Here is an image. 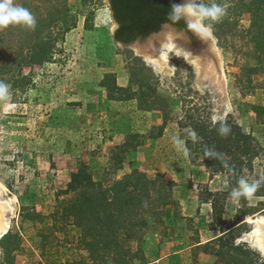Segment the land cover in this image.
Instances as JSON below:
<instances>
[{
	"label": "rangeland",
	"instance_id": "1",
	"mask_svg": "<svg viewBox=\"0 0 264 264\" xmlns=\"http://www.w3.org/2000/svg\"><path fill=\"white\" fill-rule=\"evenodd\" d=\"M215 2L227 8V15L222 21L212 24L211 36L224 58L232 108L225 120L238 122L264 148V124L253 110L254 104H264V71L247 70L263 63L260 45L247 35L251 15L249 12L240 14L235 0ZM14 3L27 8L35 18L50 19L54 16L58 19L50 27L56 38L50 62L22 67L14 63L9 73L0 72V81L10 86L8 98L0 99V203L9 206L4 213V221L9 226L0 238V264H115L111 256L107 257L106 263L92 260L82 240L81 227L67 211L69 204L78 199L76 192L67 191L71 173L77 171L82 162L89 165L96 180L109 184L119 179L117 171L133 151L122 154L117 145L113 149L106 147L100 150L101 141L91 145L92 141L103 140L100 136L106 137L104 132L100 136L97 134L102 131L99 118L108 112V107L99 104L98 97L102 93L108 98H121L133 90L138 97L141 93L153 94L155 91L164 95L169 102L167 124L172 123L178 130L179 139H182L180 142L190 159L183 163L184 155L181 156L179 150L184 148L174 145L178 151L174 150L171 158L179 165L173 169L184 171L186 176L192 170L190 165L204 164L201 155L187 149L186 140L195 135L188 117L219 121L215 120L218 100L210 85L202 88L198 85L197 72L183 56L168 53L176 69L174 75H165L148 64L144 55L137 54L133 47L119 45L113 36L118 24L107 0H14ZM234 18H238V23L232 25L229 19ZM74 20H77L76 25L63 33V28ZM50 28L46 32L49 33ZM28 29L24 27L15 31L21 34L18 31ZM7 32L0 29V36L3 34L9 40ZM15 39L14 48L21 49L23 44ZM8 44L12 45V42ZM2 62L0 59V66ZM124 79H127L125 86L130 89L123 92H109L101 85L105 82L115 89L116 84L120 85ZM142 102L145 104V101ZM186 122L188 124L183 126ZM108 123V120L104 122L105 126ZM144 127L143 123L137 125V129ZM158 132L157 126H152L147 132L131 133L146 134L144 142L157 136ZM85 142L86 145L83 144ZM153 152L149 149L143 153L146 159H151L149 162L145 159V168L149 169L133 167L132 170L138 168L152 178L160 173L156 170L164 167L163 156L167 154ZM66 154H71V158L68 159ZM83 154L85 158H82ZM94 158L102 169L96 176L92 169ZM70 166H74L75 170L66 169ZM208 171L211 177H219L212 183L199 182L197 188L187 187L188 177L176 182L160 173L175 181L172 191L174 201L163 207V214H148V226L140 242L128 241L127 245L133 250L131 255L125 256L128 264H193L197 261L195 255L191 258L186 251L175 253L159 263L153 260L160 253L146 257L145 235L153 230L164 237L176 235L177 229L195 237L202 230L204 235L213 236L226 226L234 225L224 241L236 242L253 229L256 219L264 216V195H258L264 193V189L260 186L251 200L243 197L233 200L231 192L234 188L228 174L213 173L209 168ZM223 175L228 178L227 190L220 189L225 178ZM245 178L262 181L264 154L255 159L253 170L247 172ZM198 196L210 205L197 209ZM184 198L194 202L186 210L193 216L186 217V226H173L176 222L174 217H181L185 211ZM5 236L6 245H3ZM217 244L213 242L208 252L216 251L219 248ZM237 244H245L264 261L263 253L249 241L240 239ZM139 248L142 251H137ZM202 248L198 247L199 250ZM213 257L215 264L220 261L216 255L213 254Z\"/></svg>",
	"mask_w": 264,
	"mask_h": 264
},
{
	"label": "trees",
	"instance_id": "2",
	"mask_svg": "<svg viewBox=\"0 0 264 264\" xmlns=\"http://www.w3.org/2000/svg\"><path fill=\"white\" fill-rule=\"evenodd\" d=\"M179 1L110 0L113 17L120 23V27L115 33V41L130 43L138 35L147 37L152 32L159 31L164 23L169 22L168 14L172 4L179 3ZM235 3L240 14L242 12L250 13L251 26L247 35L260 45L263 54V63L260 66L247 68V70L260 69L264 71V0H235ZM35 19V27L32 30L29 28L25 31H18L21 34L15 31L23 30L24 27L21 26H9L4 29L8 30L10 38L6 40V37L2 36L3 34L0 36V44L3 47L0 49V59L3 61L0 72L9 73L15 64L22 67V65L43 64L52 60L56 38L53 37L50 27L54 25L58 17ZM229 22L235 25L238 23V18L229 19ZM76 23L77 20H74L64 27L63 33L69 31ZM175 25L186 26L183 21ZM48 28L51 29L49 33L46 32ZM14 39L23 44L21 49L14 48ZM8 42H12V45ZM101 85L106 87L109 92H123L130 89L129 86L117 84L113 89L105 82H102ZM133 91L124 94L121 98L113 96L111 98L136 99L139 101L141 109L162 111L164 124L157 127L159 129L157 135H160L168 122L169 102L167 98L156 91L153 94L141 93V97H138ZM142 100L145 101V104ZM253 110L258 120L264 124V104H254ZM188 118V123L195 132V139L193 137L186 140L187 149L189 151L193 149L201 155L203 163L213 173H227L232 187L236 188L238 179L241 176L245 177L247 172L253 170L254 161L259 155L264 154V148L252 133L246 132L238 122L232 119L213 122L208 118L196 119L194 116ZM188 123H184L183 126ZM222 123L230 128L227 135L220 133ZM145 136L147 135L131 133L125 142L116 148L121 149L122 154L129 150H135L142 144ZM206 148L219 153L220 156L218 158L205 157ZM225 161L227 166H225ZM174 186L175 181L165 175L158 173L152 178L138 168L112 183L106 184L101 180H96L89 165L82 162L78 170L71 173L67 191L76 192L78 199L69 204L67 211L81 227L82 240L92 260L95 263H106L107 257L111 256L115 264H128L125 256L133 253L131 246L127 245L128 241H141L148 226V214L156 216L164 213L163 207L174 201L172 198ZM260 186L264 189V180L261 181ZM258 195H264V193ZM233 226H226L222 230V235L200 248L203 247L202 250L208 252L207 249L211 244L217 242L219 248L211 252L221 261H217L216 264H264L259 255L245 244L224 241L225 235L233 231ZM6 237L2 240L3 245H6L4 242ZM137 251H142V248Z\"/></svg>",
	"mask_w": 264,
	"mask_h": 264
},
{
	"label": "crops",
	"instance_id": "3",
	"mask_svg": "<svg viewBox=\"0 0 264 264\" xmlns=\"http://www.w3.org/2000/svg\"><path fill=\"white\" fill-rule=\"evenodd\" d=\"M120 85L125 86L127 83V79L123 80ZM99 104H101L103 107H108L107 115H104L102 118H99L101 121V132H97L98 136L102 135V133H105L106 137L100 136L101 139L105 140H97V142L92 141L91 145H96V143L100 142L99 146L101 147L100 150H104L107 148L113 149L114 146L121 145L125 142L126 136L129 135V133L133 131L138 132H147V129H151L152 126H161L164 124V115L162 111L160 110H144L139 108L138 102L136 99H114V98H108L106 95H101L98 97ZM82 107H85V103H82ZM107 116V118H106ZM102 119H105L104 121ZM108 122V125L105 126L104 122ZM103 121V122H102ZM138 122L143 123L145 127L143 129H137ZM104 126V128H103ZM107 129V130H105ZM108 133V134H107ZM84 139V138H83ZM182 139H179L178 136V130L174 129L173 124H166L163 132L160 135H157L155 137H149L145 139L143 142V145L139 147L137 150L131 151V153L128 155L129 158L127 161L123 163V165L118 169L117 171V178H121L122 175H125L127 173H130L133 167H139L140 169H149L145 168V162L150 161L151 159H146L143 156L144 151L151 149L153 150V154H155L157 151L163 154H167L166 156H163V168L161 170H155L157 172L166 174L167 177L174 179L176 182L178 180L185 179V177H188V183H186L187 187L191 188H197V185L199 182H207L212 183L216 180L219 175H215L214 177H211L207 166L204 164L200 165H190L189 167L192 169L190 170V173L186 176L184 171L178 170V168L175 170L174 167H177L176 161L171 158L173 157L172 154H175L174 150H177L174 145L178 144L184 145L180 142ZM87 144V142L83 143ZM82 144V145H83ZM84 146V145H83ZM181 156H183V163L186 161L188 162L190 159L187 155V151L184 148H180L179 150ZM67 158H71V154H66ZM143 157V158H142ZM82 158H85V155L83 154ZM146 159V161H145ZM167 159H169L167 161ZM94 162L92 164V169L95 172L96 176L97 174H100L101 166L100 164H97V158L92 159ZM153 160V159H152ZM163 160V159H162ZM72 163V162H71ZM175 163V164H174ZM69 171H74V166H70L66 168ZM172 170V171H171ZM171 171V172H170ZM168 173V174H167ZM223 187L220 189L227 190L229 188V182L227 176L223 175ZM189 185V186H188ZM179 187V185L177 186ZM182 203L184 204V212H182L181 217H174L176 218V222L173 223V226L176 224H180L181 226L185 224L186 226V217L193 216V213H187L186 210L190 205H193V201H190L188 198H184L182 200ZM203 205H210V203L204 201L200 198V196L197 197V209L200 208ZM174 216V213H173ZM174 222V220H173ZM154 223V221H153ZM168 224V222H167ZM171 225V224H169ZM213 231V230H211ZM176 235H169V237H164V235H161L159 231L153 230L150 231V233H147L145 235V254L146 257H152L153 253H160L157 256H154V262L159 263L162 260H166L168 258L173 257L176 255L175 253H179L181 251L188 252V255L192 258L193 255L196 256V260L193 264H215V260L213 257V254L210 252H206L203 250H199L198 247H201L205 245L207 242H211L220 235H222V231L213 236H208V234L203 233V230L201 231V234L199 236H191L193 234L186 235L183 231L179 232L177 229ZM171 237V241L169 238ZM173 239V240H172ZM152 263V262H151Z\"/></svg>",
	"mask_w": 264,
	"mask_h": 264
},
{
	"label": "water",
	"instance_id": "4",
	"mask_svg": "<svg viewBox=\"0 0 264 264\" xmlns=\"http://www.w3.org/2000/svg\"><path fill=\"white\" fill-rule=\"evenodd\" d=\"M107 1L109 3V0ZM183 2L184 0L179 1V3ZM173 42L188 52L187 60L197 72L198 85L201 88L210 85L211 91L215 93V99L218 100L215 120H225L232 108L227 91L224 58L217 42L212 37L204 40L196 36L195 41L191 42L182 30H177L173 25L170 27L169 23H164L159 31L152 32L143 40L137 39L128 46L136 49L137 54L144 55L147 63L153 65L155 70L165 75H174L176 67L168 58ZM118 44L122 47L126 46L119 42ZM240 239L247 240L253 247L264 251V216L258 217L253 229L239 238L236 243Z\"/></svg>",
	"mask_w": 264,
	"mask_h": 264
},
{
	"label": "clouds",
	"instance_id": "5",
	"mask_svg": "<svg viewBox=\"0 0 264 264\" xmlns=\"http://www.w3.org/2000/svg\"><path fill=\"white\" fill-rule=\"evenodd\" d=\"M227 15V8L215 2V0H184L183 3H173L171 11L168 14L169 26L183 21L186 29L196 36L207 40L212 36V24L222 21ZM36 19L33 14L20 4L14 3V0H0V29L9 26H22L25 28H34ZM164 51V49L162 50ZM187 51L178 47L173 42L169 54L177 57L183 56L187 60ZM9 85L0 81V99H7L9 95ZM230 128L226 124H221V135H227ZM195 139V137H194ZM205 157L218 158L219 153L210 149H205ZM227 166L226 161L224 162ZM264 180V178H262ZM238 187L231 192L233 200H239L243 197L251 200L261 185V180L249 181L241 176L237 181Z\"/></svg>",
	"mask_w": 264,
	"mask_h": 264
},
{
	"label": "flooded vegetation",
	"instance_id": "6",
	"mask_svg": "<svg viewBox=\"0 0 264 264\" xmlns=\"http://www.w3.org/2000/svg\"><path fill=\"white\" fill-rule=\"evenodd\" d=\"M109 3H110V0H109ZM112 13H113V11H112ZM114 19H115V18H114ZM115 20H116V19H115ZM116 22H117L118 25H117V28H116L114 34H113L114 38H115V33H116V31H117V30L119 29V27H120V23H119L117 20H116ZM167 23H169V22H167ZM173 26H175L177 30H182V31L185 33V35H187V37L190 39L191 42L195 41L196 35L193 34V33L190 32V31H188V30L186 29V26H185V27H178V26H176V25H173ZM162 27H163V25H162ZM147 37H148V36H147ZM145 38H146V37H143V36H141V35H138V36H136L135 39H134L132 42H130V43H128V42H123V41H117V42L122 43V44L128 46V45H130V44H133L134 41H136L137 39L143 40V39H145Z\"/></svg>",
	"mask_w": 264,
	"mask_h": 264
},
{
	"label": "bare ground",
	"instance_id": "7",
	"mask_svg": "<svg viewBox=\"0 0 264 264\" xmlns=\"http://www.w3.org/2000/svg\"><path fill=\"white\" fill-rule=\"evenodd\" d=\"M189 62V61H188ZM190 63V62H189ZM0 188H1V186H0ZM7 202V201H6ZM9 208V206L8 205H5L4 203H0V238H1V236L6 232V230H7V227L9 226V225H7L6 224V222L4 221V213H6L5 211L7 210ZM259 250L263 253V255H264V251L263 250H261L260 248H259Z\"/></svg>",
	"mask_w": 264,
	"mask_h": 264
}]
</instances>
